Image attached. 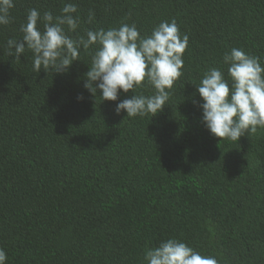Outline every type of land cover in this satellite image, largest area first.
<instances>
[{
	"label": "trees",
	"instance_id": "16d2710c",
	"mask_svg": "<svg viewBox=\"0 0 264 264\" xmlns=\"http://www.w3.org/2000/svg\"><path fill=\"white\" fill-rule=\"evenodd\" d=\"M65 2L78 5L80 34L126 22L150 35L177 22L189 47L162 112L118 115L119 101L88 92L95 47L61 74L33 71L30 51L20 60L8 54L30 8L58 15ZM12 16L0 26L7 264H144L145 249L168 238L218 264H264V130L239 141L213 136L195 87L210 67L228 78L223 56L232 47L264 64V0H16ZM134 94L154 89L145 82ZM131 95L121 91L119 100Z\"/></svg>",
	"mask_w": 264,
	"mask_h": 264
},
{
	"label": "clouds",
	"instance_id": "9594fccd",
	"mask_svg": "<svg viewBox=\"0 0 264 264\" xmlns=\"http://www.w3.org/2000/svg\"><path fill=\"white\" fill-rule=\"evenodd\" d=\"M16 0H0V26L13 22L12 10ZM76 3L65 2L58 15L52 11L30 8L26 21L21 23V38L6 41L8 54L20 60L26 50L32 55L33 71L66 73L81 51L95 47L84 88L93 96L99 89L100 99L116 103L119 115L153 117L162 112L170 98V90L183 76V56L189 47V36L182 34L175 20L162 21L150 35H142L135 23L121 22L107 30L81 28V17ZM95 21L90 9L87 23ZM14 50V51H13ZM225 72L210 67L200 83L195 85L203 103L202 123L222 141H239L241 137L264 130V64L260 57L243 48L232 47L223 56ZM154 94H134L145 85ZM121 91L131 96L119 100ZM78 99L83 100L81 95ZM8 255L0 247V264H7ZM144 264H218L211 255H202L176 238H168L156 247L146 248Z\"/></svg>",
	"mask_w": 264,
	"mask_h": 264
}]
</instances>
